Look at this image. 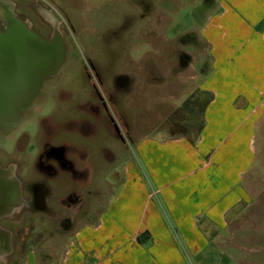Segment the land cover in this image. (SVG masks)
<instances>
[{"label":"crops","instance_id":"crops-1","mask_svg":"<svg viewBox=\"0 0 264 264\" xmlns=\"http://www.w3.org/2000/svg\"><path fill=\"white\" fill-rule=\"evenodd\" d=\"M203 1L209 12L188 34L200 46L187 88L202 105L196 133L140 138L125 170L114 165L107 175L110 191L92 222L22 264L238 263L241 251L224 246L233 234L223 232L255 193L249 173L264 121V0Z\"/></svg>","mask_w":264,"mask_h":264},{"label":"rangeland","instance_id":"rangeland-1","mask_svg":"<svg viewBox=\"0 0 264 264\" xmlns=\"http://www.w3.org/2000/svg\"><path fill=\"white\" fill-rule=\"evenodd\" d=\"M57 3L60 4L58 0ZM61 5L74 26V31L66 29L72 48L65 54L57 75L45 79L41 95L30 111L22 115L14 129L0 136V147L22 165L19 176L23 183L38 179L30 167L41 151V133L52 125L58 126L49 123L51 126L45 125L42 130L40 117L53 113L54 123L70 118L74 116L72 106L93 105L90 100H95L91 97L94 91L110 109L117 130L110 137L99 133L98 148L109 145L115 168L120 171L125 170L122 165L134 154L140 138L196 133L202 105L189 97L187 88L194 74L190 65L198 59L200 46L188 34L201 27L209 12L203 0H62ZM36 7L41 16H47L43 8ZM67 96L73 97L68 101ZM36 123L39 137L35 136ZM87 129L90 130L88 125ZM254 137L257 159L249 173L256 178L254 197L223 232L228 237L233 234L224 243L227 252H233L234 246L241 251L237 264H264V121ZM20 153L26 156L14 157ZM100 155L101 152L90 156L85 153L80 162L85 172L79 189L82 205H55L49 215L30 207L19 216V242L25 237L26 252L14 258L16 263H23L28 250L61 248L64 236L72 234L79 224L92 222L96 206L105 204L110 191L104 176L107 165ZM78 209L84 213L77 214ZM65 217L76 219L64 230L59 224Z\"/></svg>","mask_w":264,"mask_h":264},{"label":"flooded vegetation","instance_id":"flooded-vegetation-1","mask_svg":"<svg viewBox=\"0 0 264 264\" xmlns=\"http://www.w3.org/2000/svg\"><path fill=\"white\" fill-rule=\"evenodd\" d=\"M11 1L0 0V31L6 29L9 18L17 19L44 39L58 34L65 44L66 54L71 50V42L66 36V29L74 31V26L66 9L61 5L62 0H58L60 4L57 3V0H46V4L38 0ZM37 5L47 12L46 17L40 15ZM42 88L33 103L38 101ZM50 93L54 99L53 90ZM93 93L94 95L91 97L95 100H90L93 105H79L70 108L75 117H64L56 123L52 118L53 113L50 116L40 117L39 120L43 121L42 130L45 129V125L51 126L49 123L58 126L53 127L52 125L49 130L41 133L39 147L41 151L31 160L30 167L33 175L36 174L38 179L34 178L23 183L19 176L22 167L20 161L11 158L0 147V264H19L14 258L19 255L23 257L26 252L25 237L19 242V216L27 209L32 207L37 212L49 215V210H52L55 205H82V191L79 192V189L83 185L85 172L81 168L80 162L85 153L86 156H90L98 155L101 152L102 156L99 157L107 165L105 177L114 167L115 158L109 145L98 148L100 146L98 141L100 134L106 133L110 137V133L112 131L115 133L117 130L110 109L105 106L97 92ZM71 97L73 96H67V100L68 98L72 99ZM82 97L79 96V98ZM87 98H90L89 92ZM49 113L51 114V112ZM87 125L90 127L89 131ZM7 133L9 131L0 133V136ZM38 133L39 128L36 123L35 136ZM66 137L70 138V141ZM51 141L57 143L53 145ZM81 141L87 143L88 146ZM32 146H36V144H32ZM24 156H26L25 153H20L14 157L22 158ZM41 167L44 168L43 171L40 170ZM40 205H43V209H36ZM48 205L51 207L49 208ZM66 207L69 208V206ZM76 212L80 215L84 213L83 209H78ZM74 218L76 219V217ZM74 218L65 217L59 225H62L64 230L68 229L69 222L75 220ZM31 252L33 250L27 251L28 254Z\"/></svg>","mask_w":264,"mask_h":264},{"label":"water","instance_id":"water-1","mask_svg":"<svg viewBox=\"0 0 264 264\" xmlns=\"http://www.w3.org/2000/svg\"><path fill=\"white\" fill-rule=\"evenodd\" d=\"M65 54L58 34L44 39L22 21L9 18L6 29L0 31V133L19 124L44 80L64 64Z\"/></svg>","mask_w":264,"mask_h":264}]
</instances>
